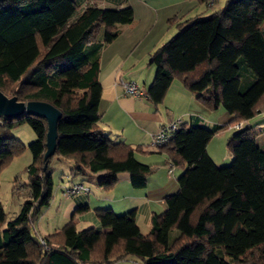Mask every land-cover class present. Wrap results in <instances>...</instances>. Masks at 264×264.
I'll use <instances>...</instances> for the list:
<instances>
[{"label": "trees", "instance_id": "1", "mask_svg": "<svg viewBox=\"0 0 264 264\" xmlns=\"http://www.w3.org/2000/svg\"><path fill=\"white\" fill-rule=\"evenodd\" d=\"M75 14L74 0H0V91L61 113L55 153L47 159L45 119L0 116V169L25 147L31 154L29 197L0 229V264H111L128 256L141 264H264V129L242 123L264 103V0H226L208 15L169 18L176 33L148 57L155 72L144 98L160 103L178 80L207 109L232 115L230 163L216 165L206 151L223 126L178 125L156 149L185 169L177 191L164 197L165 211L150 217L148 233L129 214L109 209L96 210L100 230H79L71 221L51 234L36 231L37 213L52 197L54 157L74 161L70 176L101 173L98 185L105 190L123 172L133 187H143L153 171L135 158L139 146L98 127L99 52L131 23L133 9L88 5ZM15 122H26L37 138L25 146L5 136ZM5 215L0 203V226Z\"/></svg>", "mask_w": 264, "mask_h": 264}, {"label": "crops", "instance_id": "2", "mask_svg": "<svg viewBox=\"0 0 264 264\" xmlns=\"http://www.w3.org/2000/svg\"><path fill=\"white\" fill-rule=\"evenodd\" d=\"M195 1L74 0L77 15L88 5L107 8L128 4L133 9L131 23L124 26L114 40L102 45L99 52L98 80L101 92L98 104L100 114L98 127L115 141H123L133 148L139 146L140 149L134 151L135 158L141 163L152 166L153 171L147 176L143 187H133L129 175L123 172L118 174L115 185L105 190L98 185V177L101 173L85 171L83 174L70 176L74 161L56 157L54 164L51 161L49 163L53 191L49 204L45 207L47 209L56 204V210L66 221L64 225L72 221L79 230L88 227L100 230L96 210L109 209L117 215L129 214L134 218L140 232L148 233L150 217L165 211L164 197L177 191V178L185 169L183 166H173L165 152L158 151L151 145V136L172 122L179 126L197 125L209 129L223 126L211 135L206 144V151L216 165L231 161L232 157L227 149L211 147L214 140H227L235 131L232 124L229 125L232 115L221 107L216 110L207 109L178 80L171 82L163 100L158 104H153L147 98L126 94L121 84V81H133L142 92H147L155 72L154 66L148 64L149 54L173 35V30H176L175 26L168 25V19L176 17L185 20L201 15L205 11L204 7L210 8L218 0H215L211 6L207 5L206 0ZM97 40L101 42L102 37L99 36ZM242 123L252 126L253 129L258 126V130L264 129V103L256 116ZM256 140L262 145V133L257 135ZM177 168L179 171L175 180ZM56 170L61 171L62 177L55 188L53 173ZM75 183L86 186L88 190L71 195H64L61 192L64 187ZM63 226L56 225L51 228V232H45L43 235L57 232ZM111 264H141V262L128 256Z\"/></svg>", "mask_w": 264, "mask_h": 264}, {"label": "rangeland", "instance_id": "3", "mask_svg": "<svg viewBox=\"0 0 264 264\" xmlns=\"http://www.w3.org/2000/svg\"><path fill=\"white\" fill-rule=\"evenodd\" d=\"M225 1L226 0H218L214 6L210 7L211 9H206V7H204L205 11L201 15H208L212 11L222 8L224 6ZM195 2H197V0ZM76 15L77 14H75V16ZM174 33H176V30H173V34ZM6 95L8 97H11L12 94L8 93ZM222 110L224 109L222 108ZM255 129H259V126ZM5 136L13 137L21 141V143L25 146L37 138L34 131L26 122H15L11 128L5 129ZM211 147H216V149L221 147L222 150H226V140L216 139L213 141ZM55 159L56 157L51 160L52 164L55 163ZM30 161L31 154L27 147H25V149L20 154L14 156L9 161V163H7L4 167L0 169V203L6 214L5 221L1 224L0 229H4L6 227V222L19 211L20 206L29 197V190L27 184L28 174L26 171V167L28 166ZM229 163L230 162H227V164L223 165H228ZM178 171L179 168L176 169L174 177L175 180L178 176ZM60 173V170H56L53 173L55 188L56 186H58V182H60V177H62V174L60 175ZM16 177L18 183L14 184V180ZM23 184L24 186L22 187ZM61 221H64V219L61 218V213L56 210V204H53L47 209L45 206L40 209V211L37 213V217L34 220V226L36 231L43 235L45 232H51V228L55 227L56 225L63 226V223H65L66 221Z\"/></svg>", "mask_w": 264, "mask_h": 264}, {"label": "water", "instance_id": "4", "mask_svg": "<svg viewBox=\"0 0 264 264\" xmlns=\"http://www.w3.org/2000/svg\"><path fill=\"white\" fill-rule=\"evenodd\" d=\"M22 114L42 117L46 121L45 152L43 158L47 159L55 153L57 140V121L61 116L59 110L47 102L33 100L23 102L16 96L8 97L0 91V116L16 118ZM46 165H44V168Z\"/></svg>", "mask_w": 264, "mask_h": 264}, {"label": "built area", "instance_id": "5", "mask_svg": "<svg viewBox=\"0 0 264 264\" xmlns=\"http://www.w3.org/2000/svg\"><path fill=\"white\" fill-rule=\"evenodd\" d=\"M215 0H207V5L211 6L213 5ZM121 84L123 86V89L126 94H129L131 96H135L137 98H144L145 95L143 92H141L137 86V84L133 81H121ZM236 127H239L240 124H236ZM178 128L177 123H170L164 127H162L160 130H158L155 134L151 136V145L156 148H160L162 146H165L168 144L172 138V133ZM171 168L169 169V172L171 171ZM88 188L86 186H83L82 184L75 183L72 184L69 187H64L62 190V193L64 195H71L73 193H77L79 191L86 192ZM41 243L43 244V240H41Z\"/></svg>", "mask_w": 264, "mask_h": 264}]
</instances>
